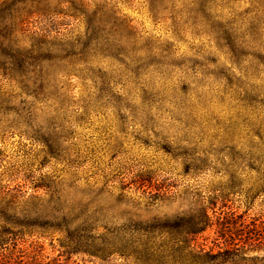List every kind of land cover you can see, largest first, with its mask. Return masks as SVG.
Returning <instances> with one entry per match:
<instances>
[{
	"label": "rangeland",
	"instance_id": "rangeland-1",
	"mask_svg": "<svg viewBox=\"0 0 264 264\" xmlns=\"http://www.w3.org/2000/svg\"><path fill=\"white\" fill-rule=\"evenodd\" d=\"M27 4L67 14L0 21V233L33 264H264L226 251L264 220V162L239 159L264 135L247 4Z\"/></svg>",
	"mask_w": 264,
	"mask_h": 264
},
{
	"label": "trees",
	"instance_id": "trees-1",
	"mask_svg": "<svg viewBox=\"0 0 264 264\" xmlns=\"http://www.w3.org/2000/svg\"><path fill=\"white\" fill-rule=\"evenodd\" d=\"M32 1L34 0L1 1V23L17 22L18 24L22 25L25 24V22L30 17H33L35 15L44 18L53 15L67 14L66 10H63L61 8L39 5L31 6L27 4V2ZM234 1L247 4V7L242 13V17L247 18L251 21V23H249L250 27L245 32L240 33L248 36H264V0H231V2ZM71 16L75 17L76 14H73ZM228 31V33L232 34L239 33V31L231 30L230 28H228ZM255 138H257V142H254ZM239 159H241L245 163H263L264 135H253L252 137H250L249 145L245 150H243V154L239 156ZM61 220L63 223L59 222V218H54L53 221L57 222L58 224H56L54 228L50 227L49 229H51V231H54L59 229V227L69 226L70 222L66 221L65 216L62 217ZM206 227L207 221L205 220L203 221V226L201 228H195L194 232L192 233H200L204 231ZM242 229L243 234H241L240 245L228 244V247H226V251H229L235 257H238L240 262L259 260V257H250V254L262 252L264 253V220L260 221L258 224H255V221H253L251 224L244 226ZM231 230L232 229L227 228L223 230V233L230 234ZM10 235L17 236L7 230L0 233V264H33L34 256H26L23 251H20V248L16 244V241L15 243L12 242L11 237H9ZM71 253L72 249L67 251V254ZM260 261L264 262V257H261Z\"/></svg>",
	"mask_w": 264,
	"mask_h": 264
}]
</instances>
